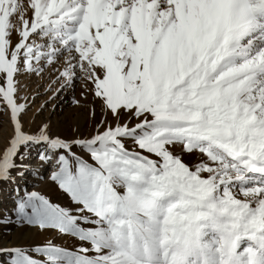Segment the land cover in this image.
<instances>
[{"label":"snow or ice","instance_id":"1","mask_svg":"<svg viewBox=\"0 0 264 264\" xmlns=\"http://www.w3.org/2000/svg\"><path fill=\"white\" fill-rule=\"evenodd\" d=\"M45 73L90 135L26 127ZM5 115L0 184L66 203L16 185L0 224L49 235L0 264H264V0H0Z\"/></svg>","mask_w":264,"mask_h":264},{"label":"rangeland","instance_id":"2","mask_svg":"<svg viewBox=\"0 0 264 264\" xmlns=\"http://www.w3.org/2000/svg\"><path fill=\"white\" fill-rule=\"evenodd\" d=\"M21 85H26V88L22 87L21 94H28L34 97L30 101L31 107L28 116L25 118L26 127L34 129L42 122L50 123L53 133L60 134L62 136L73 135V128H78L79 132L85 135H90L92 130V121L89 120L87 110L85 108L77 107L72 103L73 97L79 99L80 86L75 87V91L72 89L65 90L61 95L56 96L55 100L50 98V94L45 91L48 85V74L45 73L44 79L39 77H33L31 79L21 77ZM51 95H55L52 93ZM41 105H44L42 108ZM3 121V136L6 137L10 132L7 124L8 117L5 115L0 117ZM4 146V139L0 138V147ZM33 160L31 163L37 165L39 163L36 160L35 150L32 152ZM35 170V169H33ZM48 165H44L43 172L45 179L40 180L38 178L26 175L24 179L20 177L16 178V184H0V208H7L11 206L13 188L16 185L27 184L29 190H37L42 194L47 195L53 202L64 204L66 200L58 193L53 185L47 181ZM13 175H16L13 173ZM35 185V188L32 187ZM48 233L40 234L35 229L27 226L17 227L15 224L4 225L0 224V239L5 242L11 241L12 244H33L39 243L45 240ZM57 243H63L65 246H72L74 243L70 238H62L56 241Z\"/></svg>","mask_w":264,"mask_h":264}]
</instances>
